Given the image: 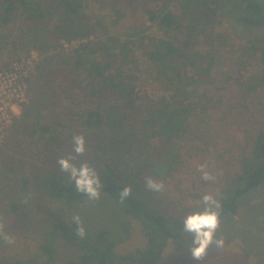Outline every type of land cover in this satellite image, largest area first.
Instances as JSON below:
<instances>
[{"label":"trees","instance_id":"1","mask_svg":"<svg viewBox=\"0 0 264 264\" xmlns=\"http://www.w3.org/2000/svg\"><path fill=\"white\" fill-rule=\"evenodd\" d=\"M173 1L170 8H166L169 1L160 10L148 12L160 36L147 34L149 27H143L122 39L116 34L96 36L100 23L87 16L86 0H0V24L19 22L18 39L49 55L37 66L41 84L22 122L24 133L50 159L43 168L0 166V214L5 231L15 238L11 245L0 240V264H52L62 243L72 251L65 264H155L160 260L168 239L174 237L164 221L176 218L156 213L134 192L121 203L119 192L129 184L133 190L144 189L147 177L158 179L175 172L181 162L177 140L189 133L188 118L212 107L209 101H193L188 89L192 77L184 60L201 35L230 13L242 19L246 10L253 21H264V0H235L239 9L233 6L232 10L229 0ZM64 41L79 42L67 51ZM244 49L247 58L259 65V71L243 84L245 91H255L264 87V35L253 36ZM136 51L151 63L154 78L170 92L168 96L156 98L137 90L138 78L128 68L138 60ZM48 102L60 109L51 120L42 121L40 113ZM77 134L84 135L87 151L76 163L87 161L96 168L104 184L100 199H108L137 222L142 247L120 255L109 233L95 240L88 218L81 220L87 234L80 238L75 234L77 225L62 217L63 205L90 202L56 163L73 153L72 138ZM263 184L264 131L232 189L217 200L221 220L237 214L240 199ZM38 201L45 206L40 208L46 219L34 223L32 212ZM17 242L23 244L25 255L11 258L1 253Z\"/></svg>","mask_w":264,"mask_h":264},{"label":"rangeland","instance_id":"2","mask_svg":"<svg viewBox=\"0 0 264 264\" xmlns=\"http://www.w3.org/2000/svg\"><path fill=\"white\" fill-rule=\"evenodd\" d=\"M174 4L173 0H86L85 12L92 22L100 23L96 36L116 34L124 39L128 33L143 27H149L147 34L160 36L148 12ZM228 6L231 10L233 6L239 9L235 0H229ZM241 14L242 19L232 13L220 18L214 29L201 35L189 58L184 60L192 77L188 85L191 99L209 101L212 107L188 118L190 131L177 140L181 155L178 169L162 178L156 177L164 182L162 192H152L145 184L144 189L133 190L156 213L176 218L164 221L174 237L168 239L155 264H264V184L240 199L237 214L222 218L217 236L224 238L225 245L221 249L210 247L203 261L191 256V240L184 233L182 223L184 216L202 208L204 194L210 193L218 200L222 193L232 189L233 180L242 173L245 160L252 154L256 138L264 131V87L245 91L243 85L251 74L259 71L258 63L247 58L244 47L253 36L264 35V21H253L246 10ZM231 20H244V23ZM19 34V22L0 24V166L43 168L50 159L40 154L32 137L24 133L22 119L41 84L37 66L49 55L18 39ZM78 42L64 41L63 48L69 51ZM135 56L137 62L130 63L128 68L138 78L140 94L168 96L170 92L156 81L153 66L142 52L136 51ZM45 105L40 119L49 121L60 105L50 102ZM204 163L214 180L202 179L198 169ZM41 206L44 204L38 201L33 207L34 223L46 219ZM62 207L65 209L62 217L69 224L73 223L72 215H79L83 221L88 218L96 241L109 233L120 255L144 245L137 222L108 199ZM22 245L17 242L1 253L11 258L25 255ZM58 252L52 264H65L72 253L65 243Z\"/></svg>","mask_w":264,"mask_h":264},{"label":"clouds","instance_id":"3","mask_svg":"<svg viewBox=\"0 0 264 264\" xmlns=\"http://www.w3.org/2000/svg\"><path fill=\"white\" fill-rule=\"evenodd\" d=\"M73 153L60 157L56 163L60 170L68 175L77 192L84 194L89 201H96L101 197V189L104 184L96 168L89 162L76 163L78 157L83 156L87 151L86 139L84 135L77 134L72 138ZM207 164H201L198 171L202 174V179L209 181L215 177L207 171ZM145 187L152 192H162L165 188L162 180L153 177L145 179ZM133 193L132 185L124 186L119 192L120 202L123 203ZM25 203L28 199L25 198ZM72 221L77 225L75 234L80 238L86 236V229L79 215H72ZM220 204L212 194L202 196V208L193 211L183 217V231L191 240L189 249L193 259L203 261L207 256L210 247L221 249L225 245L223 237H218L217 232L221 225ZM0 240L11 245L15 243V238L5 231V220L0 214Z\"/></svg>","mask_w":264,"mask_h":264}]
</instances>
